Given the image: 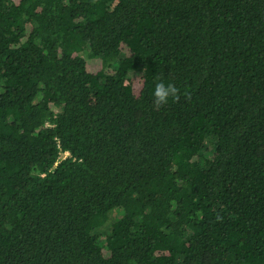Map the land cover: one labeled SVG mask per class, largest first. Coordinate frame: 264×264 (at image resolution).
I'll use <instances>...</instances> for the list:
<instances>
[{
  "label": "trees",
  "instance_id": "1",
  "mask_svg": "<svg viewBox=\"0 0 264 264\" xmlns=\"http://www.w3.org/2000/svg\"><path fill=\"white\" fill-rule=\"evenodd\" d=\"M0 264H264V0H0Z\"/></svg>",
  "mask_w": 264,
  "mask_h": 264
},
{
  "label": "clouds",
  "instance_id": "2",
  "mask_svg": "<svg viewBox=\"0 0 264 264\" xmlns=\"http://www.w3.org/2000/svg\"><path fill=\"white\" fill-rule=\"evenodd\" d=\"M154 97V106L159 108L164 104L168 103L171 99L173 101L179 100V89L176 88L173 84L168 83L167 85L164 82L156 83L153 90ZM185 98L188 99V93H185Z\"/></svg>",
  "mask_w": 264,
  "mask_h": 264
}]
</instances>
